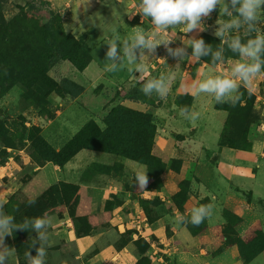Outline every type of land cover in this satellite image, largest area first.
<instances>
[{
  "label": "rangeland",
  "instance_id": "rangeland-1",
  "mask_svg": "<svg viewBox=\"0 0 264 264\" xmlns=\"http://www.w3.org/2000/svg\"><path fill=\"white\" fill-rule=\"evenodd\" d=\"M139 2L8 0L1 4L5 23L2 34L6 36L3 44L7 52H0V200L5 202V214L13 216L16 224L45 214L51 219L44 242L31 228L14 230L17 264H29L25 253L29 251L35 256L42 243L47 252L45 264H85L98 251L120 249L129 243L136 257L130 264H151L150 257L155 259V255L161 256L158 264H176L173 256L164 253L163 243L170 234L178 237L180 227L185 230V239L190 236L197 247L207 248L208 254L229 248L238 264H244L241 251L247 253L243 242L252 241L258 233H251L248 239L246 234L251 229L262 232L260 239L255 238L253 249H264V73L254 79L250 88L241 87V98L235 106L218 104L207 94H194L191 87L194 81L206 75L227 73L239 58L214 35L218 27L217 8L203 19L204 31L184 34L181 28L171 30L174 41L169 47L173 50L185 47L191 57L193 50L186 47L187 38H202L213 52L223 47V63L214 64L211 53L202 56L199 62L180 60L170 55L163 44L144 58L150 77L175 73L166 98L145 96L137 80L125 82L126 73L121 68L106 71L92 81L97 66L105 63L108 39L116 34L121 38L130 36L134 26L152 30L150 18L139 21ZM38 17L52 25L61 53L50 54L51 49L45 47L44 34L35 22ZM257 28L264 32V16ZM231 34L241 35L242 40L248 38L243 29ZM69 35L85 47L84 53L69 40ZM121 48L119 43L118 53L122 55ZM73 51L76 54L68 58L66 54ZM88 55L90 59L82 70L72 64V58L77 61L81 58L84 63ZM63 78L82 88L78 97L62 93L59 83ZM131 88L142 93V100L131 101L147 108L155 124V129H151L154 124L150 125L142 140L135 142L137 148L132 149L137 157L145 154L141 163L134 160L136 157L129 158L130 152L126 150L113 152L98 146L97 150L80 149L61 166L53 163L51 159L84 124L92 121L88 113L94 116L93 120L95 116L103 120L110 109L120 106L113 104L114 99ZM108 99L112 101L110 105ZM186 106L188 112L181 115ZM192 112L199 114L194 122L186 118ZM120 132L131 131L122 127L117 131ZM95 141L89 144L99 145L103 139ZM128 142H122L121 146ZM79 146L76 140L72 147L75 150ZM70 161L76 162L70 168L75 170L72 177L59 170H64ZM129 161L146 166L145 190H140L134 180L132 183L136 168ZM86 186L102 192L104 199L99 208L89 207ZM30 199L36 203L28 205ZM206 202L221 212L220 226L208 228L206 220L193 226L186 219H179L181 215L188 217L192 204L199 206ZM227 213L239 221L227 226L224 219ZM154 220V226H146ZM225 230L232 244L224 239ZM237 238L241 243L235 242ZM259 255L264 259V251L256 256Z\"/></svg>",
  "mask_w": 264,
  "mask_h": 264
},
{
  "label": "clouds",
  "instance_id": "clouds-1",
  "mask_svg": "<svg viewBox=\"0 0 264 264\" xmlns=\"http://www.w3.org/2000/svg\"><path fill=\"white\" fill-rule=\"evenodd\" d=\"M141 20L147 18L152 25V30L134 26L130 36L121 38L116 34L108 39V50L106 53L107 71H117L125 64L131 73H140L137 83L141 84L140 91L148 97L155 94L159 99H164L169 93V85L174 79L175 73L161 74L158 77H150L147 73L144 58L155 53L156 48L163 44L170 55L179 57L180 60L194 59L199 62L202 56L212 54V62L223 63V47L213 52L211 45H206L202 38H187L186 47L192 48L191 57L187 56L185 47L173 50L169 45L174 41L170 36L171 30L181 28L184 34L193 30L204 31L206 26L204 18H209L211 13L219 8L218 27L214 35L223 43H227L228 49L237 54L227 73L219 75H206L204 79L194 81L191 87L195 95L207 94L213 97L218 104H231L235 106L241 98V87L250 88L254 79L264 73V32L257 28L264 16V0H140L138 4ZM222 17H228L222 20ZM241 35H232L233 31ZM115 32L116 30L113 29ZM227 33V35H226ZM255 34V35H253ZM122 48L118 53V43ZM146 50V51H145ZM166 61V58H162ZM119 62V63H118ZM143 81V83H141ZM188 112V107L181 109V115ZM198 113L192 112L187 117L190 122L198 119ZM138 184L140 190H145L148 184L147 168L145 165H137L132 178ZM194 183V182H193ZM4 201L0 200V264H6L8 257L15 252V248L4 244L5 236H11L16 229L34 230L38 233V239L44 242L48 239L47 230L51 224L50 217L43 216L31 219L25 218L21 224L15 223V218L4 212ZM35 199H30L28 205H34ZM214 205L212 203L201 204L191 209L188 217L181 215V221L187 220L193 226H199L213 215ZM33 240L31 246H35ZM46 249L43 246L36 248V255L32 256L27 251L25 257L29 264H45Z\"/></svg>",
  "mask_w": 264,
  "mask_h": 264
},
{
  "label": "trees",
  "instance_id": "trees-1",
  "mask_svg": "<svg viewBox=\"0 0 264 264\" xmlns=\"http://www.w3.org/2000/svg\"><path fill=\"white\" fill-rule=\"evenodd\" d=\"M6 1L8 0H0V7H1V4ZM47 20H49V18ZM35 22L39 30H41L42 33L44 34L42 41L45 47H48L49 49H51L50 54H55L57 52L61 53V48H59V42L56 40V35H55L52 25L49 22H46V19L43 20L40 17L36 18ZM4 24L5 23L1 15V8H0V52L2 53L3 51H6V48L3 44V41H5L6 39V36L2 34L4 32V29H2L4 27ZM69 40L75 42V47L77 49H80L82 53L85 52L86 50L85 47L82 46L79 41H76L72 36L69 37ZM76 42H79V44ZM73 54L75 55L76 51H73L70 54H66V56L68 58H71ZM89 59L90 57L88 55V59H86L84 63H81L80 61L81 58H79V61H77V59L75 58L74 59L72 58V61H73L72 64L77 69L82 70L86 66ZM59 87L62 90V93L68 95L70 98L78 97L82 91V88L80 86L74 84L72 81L66 78H63L60 81ZM121 97L125 99H130V100H142V93H139V90L136 88H131L128 90L126 94L122 95ZM120 106L110 109V111L104 117V119L102 120L105 125L103 130H100L94 121H88L86 124H84L83 127L79 130V132L60 151V153H57V155H55L51 159L53 163L58 166H61L65 162L70 160V158L74 154H76L80 149L85 148V149L97 150L98 147H105L106 149H110L113 152H121V151L126 150L130 152L129 156L131 157L129 158L136 157L137 159H134V160L137 162H140L145 154L138 155L137 157L133 153L132 149L137 148V146H135L136 145L135 142L138 143L142 140L140 139L143 136L142 134H144V132L147 131V128H149L150 125L154 124L153 120L151 119V115L148 113H142V112H138V111L132 110L127 107L123 108L122 106L121 107ZM152 126L153 127H151V129L154 130L155 124ZM122 127H129L131 132L128 134L120 132L118 134L117 131L120 130ZM80 132H82V135L78 136ZM98 138L103 139L102 143H99V145L93 144V143L89 144L90 141L96 142L95 139H98ZM132 138L134 139V141L128 140ZM76 140H78V144L80 146L78 149L74 150L72 146ZM128 141H130L131 143H129ZM122 142L124 143L128 142V144L121 146ZM67 148L69 150L68 153H67ZM224 219H226L227 226L237 223L239 221L237 217L229 213H227L226 215L224 214ZM253 232L255 233L258 232L255 234V236L258 237L259 239L261 238V235H260L262 234L261 231L259 232L256 229H251L246 234L248 239H250L249 237L251 233ZM222 234L226 241H230V244L233 243L230 235L227 234L226 230L223 231ZM255 238L252 241L243 242V244L247 248L246 250L247 253L241 251V256H240L244 264L249 263L253 258L256 257V255L264 251V249H262L261 247H258V248L254 247L255 249H253V246H255V241H254ZM12 240L14 243L13 234H12ZM235 242L241 243L238 238L235 240Z\"/></svg>",
  "mask_w": 264,
  "mask_h": 264
},
{
  "label": "crops",
  "instance_id": "crops-1",
  "mask_svg": "<svg viewBox=\"0 0 264 264\" xmlns=\"http://www.w3.org/2000/svg\"><path fill=\"white\" fill-rule=\"evenodd\" d=\"M139 21L141 22V18L139 19ZM117 43L119 44L120 41H117ZM103 61L105 63L102 64L101 67L97 66V73L95 75L96 78L93 79L92 81H95L96 79L98 80L99 77L107 71L106 70V64L108 62L105 61L104 59H103ZM92 62H93V60H92ZM94 64H96V63H94ZM87 68L88 67H86V69L83 71H86ZM121 71L123 73L124 72L126 73V79L128 81L125 79V82H127V83H131L132 80H137V78L140 76V73H138V72H136V73L129 72L128 67H126V65L121 67ZM113 78H117V77L114 76ZM118 88H120V87H118ZM114 101L115 102L113 104H120L122 106H125L127 108H130V109L138 111V112H142V113L149 112L147 108H142L141 107L142 105L135 103L131 100L122 98V97H120V98L116 97L114 99ZM111 102L112 101L110 99H108L107 103L109 105ZM89 116H92V118L94 117L93 115L88 113V117ZM92 118H90V119L92 121H94L99 128L105 127L103 121L100 118H97L96 116H95L94 120ZM255 150L259 151L258 146L255 147ZM129 162L132 164H135V168L137 167V165H140V164H137V163L132 162V161H129ZM72 164L76 165V162L73 163V161H70V162L66 163L64 170L59 169L60 172H63V173H65V175L72 177L71 174L75 172V170H73V171L70 170V168H72V166H71ZM67 171H69V172H67ZM228 173L230 174L231 171H228ZM99 189L102 190V188H99ZM204 190H205V188L202 191L204 192ZM85 191H86V193H85L86 197L90 198L89 207L91 209L92 208H99L103 199H104V197L102 199V196H101L102 192L99 190L92 191L91 187H88V186H86ZM99 196H101V197L99 198ZM196 197H197V194H196ZM208 203L206 202V204H208ZM192 205H193V207H195L194 204H192ZM188 206L189 205L187 203L185 205V208H186L185 212L186 213H187V211L189 212ZM156 221H157V219H156ZM156 221L154 220L153 222H150L149 224L146 223V226H149V228H150V226H154ZM206 221H207L208 228H210V227L213 228L214 226L215 227L220 226L222 224L221 212H218V209L214 207L213 215L211 216V218L206 219ZM258 221L260 222V219H258ZM118 225L120 226L121 224L118 223ZM147 230L148 229H146V231ZM184 231L185 230L182 227H180V230L178 231V237L174 238L175 235L173 236L172 234H170L167 238H164V243L161 241L164 244V253L168 254L170 256H173V258L176 261V264H238L236 262V260H234L233 253L229 248L228 249L223 248L220 252L213 254V255L208 254L207 248H200L199 246L197 247L196 244L194 243V241L190 238V236L185 239L183 237ZM174 232H177V231H174ZM146 237L148 238V236H146ZM211 242L212 241H210V243ZM174 243H176V245H174ZM4 244L9 246V247L14 248L12 235L11 236H7V235L5 236ZM14 254L15 253H13L11 256L8 257L6 264H17V260H16V257ZM150 258L152 259L151 264H155V262H157L158 258H161V256L155 255V259L152 256ZM106 260H108L109 262H113V264H130V263L134 262L136 260V257H135V254L133 252L132 244L129 243L128 245L123 246L120 249H111L110 251H107V252L106 251H98V252L92 254L85 264H109L106 262ZM201 260L203 263L201 262ZM156 264H158V262ZM164 264H165V262H164ZM247 264H264V259H262V256L259 255V256H256L255 258H253Z\"/></svg>",
  "mask_w": 264,
  "mask_h": 264
}]
</instances>
